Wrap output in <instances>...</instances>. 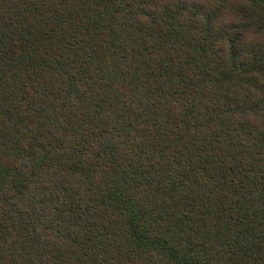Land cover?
<instances>
[{"label": "trees", "instance_id": "obj_1", "mask_svg": "<svg viewBox=\"0 0 264 264\" xmlns=\"http://www.w3.org/2000/svg\"><path fill=\"white\" fill-rule=\"evenodd\" d=\"M0 264H264V0H0Z\"/></svg>", "mask_w": 264, "mask_h": 264}]
</instances>
